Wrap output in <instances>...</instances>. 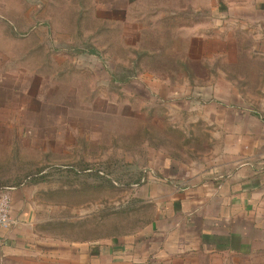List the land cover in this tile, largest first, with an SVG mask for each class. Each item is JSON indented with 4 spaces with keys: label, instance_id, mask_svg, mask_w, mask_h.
<instances>
[{
    "label": "rangeland",
    "instance_id": "1",
    "mask_svg": "<svg viewBox=\"0 0 264 264\" xmlns=\"http://www.w3.org/2000/svg\"><path fill=\"white\" fill-rule=\"evenodd\" d=\"M158 4L6 0L0 9V186L35 190L60 239L129 234L152 211L143 178L165 162L211 160L199 116L218 61L199 55L220 44L190 37L198 25L158 24ZM82 42L97 53L65 51Z\"/></svg>",
    "mask_w": 264,
    "mask_h": 264
},
{
    "label": "crops",
    "instance_id": "2",
    "mask_svg": "<svg viewBox=\"0 0 264 264\" xmlns=\"http://www.w3.org/2000/svg\"><path fill=\"white\" fill-rule=\"evenodd\" d=\"M161 1L151 8L158 24L198 25L190 37L220 44L199 55L218 61L199 116L210 162L149 173L139 186L146 223L97 241L60 239L35 190L6 187L12 223L0 227V264H264V0ZM203 18L214 26L203 30Z\"/></svg>",
    "mask_w": 264,
    "mask_h": 264
},
{
    "label": "built area",
    "instance_id": "3",
    "mask_svg": "<svg viewBox=\"0 0 264 264\" xmlns=\"http://www.w3.org/2000/svg\"><path fill=\"white\" fill-rule=\"evenodd\" d=\"M11 198L7 191L0 190V227L8 228L12 219L10 216Z\"/></svg>",
    "mask_w": 264,
    "mask_h": 264
},
{
    "label": "trees",
    "instance_id": "4",
    "mask_svg": "<svg viewBox=\"0 0 264 264\" xmlns=\"http://www.w3.org/2000/svg\"><path fill=\"white\" fill-rule=\"evenodd\" d=\"M68 45L65 48V51L76 50V54H83V53L96 54L97 53L95 48L92 45H90V44H88L86 42H82V46L81 47H78L76 45H69V46ZM125 81H127V80H125ZM4 189H5L4 187L0 186V190H4Z\"/></svg>",
    "mask_w": 264,
    "mask_h": 264
}]
</instances>
